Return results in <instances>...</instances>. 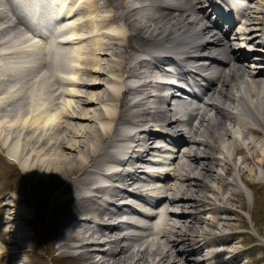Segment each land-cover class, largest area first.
I'll return each instance as SVG.
<instances>
[{"label":"bare ground","instance_id":"bare-ground-1","mask_svg":"<svg viewBox=\"0 0 264 264\" xmlns=\"http://www.w3.org/2000/svg\"><path fill=\"white\" fill-rule=\"evenodd\" d=\"M96 1L50 0L54 3L52 17H60L68 28L57 42L75 53V59L69 62L66 58L67 64L62 66L67 72L56 73L64 84L60 108L51 112L41 104L33 106V112L20 123L22 148L18 149V139L11 148L15 155L11 160L16 159L29 176L67 171L73 176L76 185L73 188V184H67L71 190L67 199L79 203L78 209L70 222L52 217L57 258L70 256L81 264H236V259L227 262L222 257L231 250L217 249V244H224L223 234L214 232L206 237L215 228L223 229L219 222L224 218L219 213H229L226 204L234 202L227 195L228 183L214 186L210 182L223 180L232 167L239 174L245 170L244 164L264 158V85L257 77L264 73V0H249L238 21L235 17L224 20V29L218 21L221 16L214 12L213 21L207 15L205 5L214 0H116L110 14L100 19L94 15L100 7ZM115 7L122 11L115 13ZM3 9L14 12L10 7ZM79 10L91 16L85 18L87 25ZM118 16L123 19L115 20ZM0 20V59L5 64L10 62L5 66L10 72H0V89L11 88L10 94L0 97L1 108L2 103L21 93V87L14 83L16 88L12 89L5 77L16 69L25 71L26 66L35 70L43 62L42 58L35 61L40 51L34 55V45L30 48L21 42L29 35L14 38L17 19L0 8ZM113 20L122 21V28L105 32L102 35L107 41H99L100 27H108L107 22ZM17 53L28 56L20 61ZM166 61L178 66L180 77L193 75L194 96L199 98L195 104L188 103L185 119L181 114L187 108L175 94L178 89L156 80L157 68ZM50 63L47 60L45 64ZM133 77L143 81L136 85L126 82ZM16 119L3 122V114L0 128L15 129ZM119 124L129 131L124 132ZM179 137H184V146L177 149L181 146L176 144ZM158 138L172 143L163 146ZM124 139H130V148L119 158L113 147ZM154 140L159 141L153 145ZM108 142L112 146L96 163L94 156ZM149 154L155 157H147ZM114 160L119 162L115 165L118 169L104 173V165ZM148 161L172 167L175 182L160 181L148 187L147 176L171 177L169 168L146 170ZM220 164L224 166L222 171L218 169ZM99 176L118 183L110 187L100 183ZM206 199L215 214L208 218L201 216L200 209ZM15 201L18 205L20 199ZM87 203L90 208L85 209ZM168 211L184 220L168 217ZM131 213L138 216L134 218ZM9 214L7 221L13 219L12 212ZM17 217L24 220L26 214L19 210ZM127 225L154 228L164 243L157 247L160 241L126 229ZM19 230L21 227L16 233ZM22 247L20 244L16 248Z\"/></svg>","mask_w":264,"mask_h":264},{"label":"rangeland","instance_id":"rangeland-1","mask_svg":"<svg viewBox=\"0 0 264 264\" xmlns=\"http://www.w3.org/2000/svg\"><path fill=\"white\" fill-rule=\"evenodd\" d=\"M129 1L131 2V0ZM5 2L6 1H0V8H2ZM96 2L100 4V7L96 9V11H94V15L96 14L97 16H99L100 19L101 17L108 16V14H110L109 10L111 6L116 3V0H97ZM143 2H145V0ZM119 10L122 11V8L120 9L115 7V13L118 14L120 12ZM79 12V14L83 16V23L87 25L86 23L88 20L85 18H89L91 16L88 15V12L86 10H79ZM74 16H77L76 12ZM116 18L115 20L123 19V17L121 16H118ZM115 20L107 22L108 27L104 26L102 27V29L100 27V30L98 31L99 35H97L99 41H107V39L103 36L105 32L109 31V34L113 28H122V21L115 22ZM86 29L88 30V28ZM108 39L110 40L109 36ZM28 40L29 39L27 38V41L21 40V42L24 41L23 43L26 45V47L30 48L34 45V48H31L35 49L32 50V53H34L35 55L37 53V50H39L40 55L35 56H42V51H44L43 46L38 44L37 42H33L30 40L29 42ZM24 44L23 46H25ZM234 45H236V41ZM45 52L48 53L47 46L45 47ZM34 55H31V57H33ZM74 55L75 53H73L72 55L70 54L69 56L65 55L64 60H66L67 58V60H69L70 62L71 60L75 59ZM21 56L27 57L28 55L25 54ZM59 57L61 58L62 55H59ZM31 59L33 60L34 58ZM40 59L41 58H37L35 61ZM248 59L250 58L248 57ZM44 60L42 59L43 63L40 68L38 67L35 70L26 69L25 71L16 69L8 75V78L5 77L6 83H8L9 85H13L15 83L17 84L16 86H18V88L21 87L22 89H19L21 93H18L17 96L5 103H2L0 108L1 119H3V114L5 117V120H3V122L6 121L7 123H9L11 119L19 118L16 119L18 121L17 124H15V126L17 127H15L16 130L13 128H3V126L0 128V264H18L15 262H19V264H81L78 259L71 258L70 256L57 258V255L55 253L57 247V231L52 222V217H54L55 219H59L60 217H62L66 219L65 221L70 222L72 213L75 209H78L80 205L79 203H74V200L67 199V197L71 194L70 188L66 187L67 184H73V188H75L76 185L73 182V176L68 171L62 172V174L60 175L50 173L49 176L45 175L46 177H41L39 175L29 176L28 174H26L21 164L16 159L11 160L13 157H15L13 152V149L15 148L13 144L15 143V140H19L18 149L20 150L22 148L21 146L23 135H19L21 120L28 114L33 112L31 110L37 107V103L41 104L43 109L45 107L47 111L48 109H50L49 111L54 112L60 108L61 102L63 101V96H61L60 92L61 90H63L64 84L60 81L56 73L58 72L60 74H65L67 71L62 65H66L67 63L65 61L64 64L61 63L60 65L56 66V64L52 63V60L48 59L49 61H51V63L46 65L45 63L47 60ZM7 63L9 66L10 62ZM4 64V60L0 59V72L1 70L5 69L3 70V72L9 73L10 71L6 69V64L5 66ZM102 77L106 79L108 78L107 75H103ZM258 78L259 83H261V85H264V80L260 75ZM7 79L9 80L7 81ZM260 79L262 80V82ZM19 84H21L22 86ZM13 86L14 87H12V89L16 88L15 85ZM2 88V90L0 89V97L6 96L7 94L11 93V88L9 86H5ZM128 96L131 97V95L129 94ZM172 103L173 100L171 101V105ZM153 105L154 104H152V106ZM95 106H98V104ZM118 126H121V124H119ZM29 134L32 133L29 132L28 135ZM260 139L261 138H258V140ZM155 143L157 142L155 141ZM110 145L112 146L110 142L105 144L104 147L99 150L98 153L94 156V161L96 163L99 158H102L108 152ZM182 145L184 146V144ZM11 148L13 149L11 150ZM151 155L152 154H149L147 155V157L152 158ZM249 156H251V153H249ZM238 158L237 160L240 161L241 157ZM260 162H258L257 160H251L250 162L244 164L245 170H243L242 173L240 172L239 174L237 169L232 167L230 173L226 174L223 180H212L210 182L214 186H220L222 185L221 183L225 182L228 183L227 195H229L234 201L228 202L226 204L231 209L229 213H219L220 216H223L224 218V221L219 222V227L223 225V229L219 230L215 228L211 234L206 235V237L209 238L215 232L218 235L223 234L225 236L224 244L219 243L217 244L218 246H216L219 249L226 248L232 251V253H225L226 256H224V254L222 255V257L224 256V258H226L227 262H230V260L232 259H236V264H264V158H262ZM108 164L109 163L104 165L105 167L103 166L104 169L108 166ZM145 166H147V168H151L148 165ZM160 167L164 169L169 168V166L167 165H159L155 168ZM221 167L224 166L220 164L218 166V169L222 171L223 168ZM169 172L171 174L174 172V170L170 169ZM55 178L58 181H55ZM96 178L98 179V181H100L98 177ZM9 179H12V181L9 182ZM144 179L146 180L145 182L148 185L149 182L152 186H154V184H156L157 182L159 183V181H155V179H152L149 176ZM171 182H175L172 174L171 177H169L165 181H161L162 184H171ZM234 183H236V186H234ZM165 193H169V191ZM206 194L208 196L212 195L207 191ZM16 198L20 199L18 205H16ZM64 198L66 202L64 201ZM207 204L208 199H206L205 202L201 204L200 209L203 210V214L201 213V216L208 218L211 215L215 214H213V206ZM87 205L88 207H85V209L90 208V204L87 203ZM147 207H149L148 204ZM19 210L21 213L26 214V218H24V220H21L17 217ZM9 212H12L13 214V219L11 221H7V217H9L10 215ZM84 212L85 210L82 211V213ZM90 214L94 215L92 211L90 212ZM131 214L134 218L137 215L136 213ZM168 214V217L170 218L179 217L174 216L176 214H172L171 212ZM82 215L83 214H80L78 215V217ZM121 218L123 219V216ZM177 219L184 220V218ZM201 226L203 228H208V226L204 224H202ZM18 227H21V230H19V233H16ZM151 229L152 228H135L134 231H138V233H146L148 237L147 239L154 238V240L160 241L157 243L158 247L162 243H164V241L162 240L163 237L161 238L160 233L154 231V228L152 230ZM21 237L23 238L21 239ZM160 238L162 241L160 240ZM11 240H13V243H10ZM18 242L20 244H23L24 247L17 249L16 247H19L20 245L18 244ZM205 250L208 252V248H205ZM205 250L204 252L207 253ZM229 256L230 259H228Z\"/></svg>","mask_w":264,"mask_h":264},{"label":"trees","instance_id":"trees-1","mask_svg":"<svg viewBox=\"0 0 264 264\" xmlns=\"http://www.w3.org/2000/svg\"><path fill=\"white\" fill-rule=\"evenodd\" d=\"M11 181V179H9Z\"/></svg>","mask_w":264,"mask_h":264}]
</instances>
